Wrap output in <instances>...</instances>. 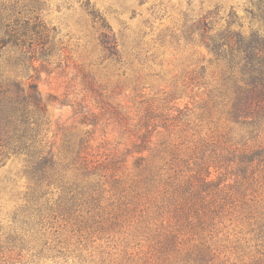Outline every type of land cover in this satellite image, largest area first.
I'll return each mask as SVG.
<instances>
[{"label":"rangeland","instance_id":"obj_1","mask_svg":"<svg viewBox=\"0 0 264 264\" xmlns=\"http://www.w3.org/2000/svg\"><path fill=\"white\" fill-rule=\"evenodd\" d=\"M9 11H34L54 29L55 47L37 70L4 48L0 80L31 77L57 167L98 184L91 207L31 228L58 193L36 199L25 156L2 154L0 264H264V164L239 186L237 159L224 150L263 147L264 122L230 117L220 99L231 83L206 47L228 23L264 35L262 0H0ZM88 11L111 28L119 61L106 57ZM150 114L177 119L151 130ZM221 148L227 157L214 156ZM82 156L99 163L84 170Z\"/></svg>","mask_w":264,"mask_h":264},{"label":"trees","instance_id":"obj_2","mask_svg":"<svg viewBox=\"0 0 264 264\" xmlns=\"http://www.w3.org/2000/svg\"><path fill=\"white\" fill-rule=\"evenodd\" d=\"M262 2L264 3V0ZM33 12H0V55L4 48L10 47L18 53L14 64L37 70L43 67L49 56H52L55 43L54 29ZM261 12L263 14L261 13L259 17L264 21V11ZM88 13L98 23L99 43L106 57L119 61L117 42L111 28L94 11H88ZM207 18V15L203 16L197 22V27L203 34L211 28L210 20L207 21ZM229 26L230 23L216 35L215 39L210 37L209 43H206V47L214 59L224 63L223 84L231 83L232 90L228 100L224 97L221 98V95L217 96L221 98L220 102L228 107L227 111L230 117L249 118L251 123H255V121L263 123L264 35L258 32L246 34L241 30L230 29ZM30 78L29 76L26 83L15 79L0 80V156L9 151L25 156V172L35 185L33 190L36 199L46 196L52 187L58 193L52 205L44 210L37 209L36 222L31 221V228H33L37 225L41 226L44 218H53V214L57 211H61L62 215L72 217L81 205L85 204L91 207L96 199L93 194L98 181L91 185L88 180L80 177H76L72 181L67 180L65 174L57 167L52 148L47 149L46 142L43 143L42 129L39 123L45 114L46 103L37 91L35 82ZM212 94L216 96L214 89ZM148 119L146 123L148 127L151 126V130L160 126L159 123L168 129L173 124L170 119L175 121L177 116L150 114ZM224 150L231 154L228 160L234 162L237 159L236 167L231 171H235L236 176L241 177L238 181L239 186L247 178L248 170L252 174L259 164H264V146L253 149L250 153H239V155L234 154V149ZM78 153L81 154L80 148ZM213 154L215 157H227L222 148ZM82 158L83 165L86 164L84 166V170H86L88 162H86L85 156ZM98 163L93 160L92 165L89 166L90 169L91 167L95 168ZM75 169L78 168L75 167ZM83 176L87 177L85 173ZM229 187L233 188L234 185ZM241 195H244L243 191H241ZM45 210L47 212L43 213ZM36 240L38 238L35 237V244ZM17 241V238L12 239L11 246L15 245ZM14 247L17 248L19 245ZM200 262L203 264L204 259L202 258Z\"/></svg>","mask_w":264,"mask_h":264}]
</instances>
